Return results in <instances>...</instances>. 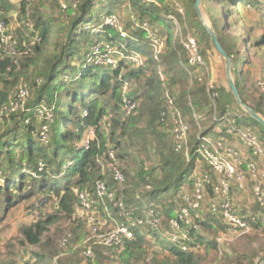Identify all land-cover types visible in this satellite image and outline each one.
<instances>
[{
  "label": "trees",
  "instance_id": "16d2710c",
  "mask_svg": "<svg viewBox=\"0 0 264 264\" xmlns=\"http://www.w3.org/2000/svg\"><path fill=\"white\" fill-rule=\"evenodd\" d=\"M36 1L39 2L32 8L31 5ZM211 1L221 4L228 2L238 9H257L261 13L264 7L261 0ZM190 2L186 13L189 23L193 25L192 21L197 19V14L193 8L195 0ZM247 4L252 6L251 9L246 8ZM124 5L130 6L132 15H136H133L135 21L131 19V15L124 23L125 26L122 25L126 31V37L122 38L117 30L104 24L99 18L114 13L119 19L116 11ZM59 6L65 18L45 13L43 0L31 3L22 1L18 5L0 0L4 21H7V15L11 11L17 10L15 12L20 15V19L25 17L31 24L28 47H21L16 55H22L21 68L29 71L32 66L29 72L32 76L35 74V77L30 79L32 85L37 86L34 99L16 112L7 129L0 132V196L5 208L15 204L18 197L41 195L44 200H49L54 196L57 200L55 214L59 212L70 218L75 211V201L77 202L78 188H75L92 180L97 161L103 158L112 168L110 183L114 185L113 190L116 197L121 199L124 210L135 219L150 216L160 221L157 227L146 224L133 228L130 239H125L119 246H113L123 248L122 261L129 262L132 257H140L147 246L146 235L149 233L169 252L172 258L170 264H197L196 251L203 247L217 246L216 240L209 238L208 230L206 234L202 233L205 228H211V220H217L220 228L227 233L219 215L212 214V219L204 220L193 213L192 222L181 231L191 238L189 248L185 251L163 236L170 231L169 221L176 216L182 205L181 193L191 192L195 177L205 170L197 148L200 137L210 134V130L199 128L202 123L198 117L207 114L212 116L213 128L218 123V116L231 110L227 102L223 101L217 115L213 116L211 103L205 94V76L201 82L197 81L195 76L199 71L187 63L182 44L171 33L172 26L186 23L183 20L186 13H178L171 0L168 1V6L160 1L158 4L146 5L142 0H71L66 3V8H62L60 4ZM222 15V9L209 7L207 16L210 26L222 49L231 59L234 82L241 100L264 118L263 102L250 104L243 97L241 82L245 79L237 70V65L244 63L239 49L240 42L245 40L226 30L227 23L223 24ZM143 21L148 22L151 36L140 27ZM196 22L210 42L202 23L199 20ZM152 23L159 28H154ZM162 31L164 39L159 35ZM97 41L124 44L128 50L137 51L144 57V65L132 68L122 60L116 67L109 68L87 62L89 48ZM159 45L161 47L157 52L154 46ZM15 59L16 56L0 51V71L15 72L19 65ZM159 74L165 77L163 81L159 79ZM131 80L136 82L137 87L134 90L130 88L127 94L137 103V108L124 117L120 108L122 87ZM23 81L28 84L27 80H21L19 84ZM179 81L183 82V87L180 86L174 94L171 87L179 85ZM259 81L263 80L258 78L256 84ZM166 88L172 92L174 104L184 118L189 117L194 126L191 138L189 133L187 156L176 152L173 144L168 141L167 134L158 130L159 126H169L160 118ZM158 89L161 90V101L156 92ZM42 101L50 108L51 117L38 118L33 113ZM6 102V92H0V104ZM237 115L238 123L248 125L252 122L264 133V127L256 120L247 114ZM105 121L109 129L104 127ZM187 122L191 132L190 120L187 119ZM42 134L45 141L42 140ZM151 142L155 143L157 161L155 165L147 167L145 160L149 159L148 146ZM109 150L113 151L114 160L108 157ZM142 152L145 153V159H139L136 155ZM38 162L44 164L41 170H37ZM120 163H124L125 167H121ZM114 168L124 176L121 183L113 179ZM206 196L212 197L210 187ZM177 199L180 202L176 206ZM256 205L259 204L256 202ZM237 207L243 214L255 216L247 217L250 230L260 218L264 219V206L259 205L258 210L254 207L250 213L242 211L243 208L238 205ZM55 214H48L28 225H22L19 233L24 238L23 242L38 244L47 226L56 218ZM164 220L168 229L162 228ZM96 246L108 249L99 244H91L92 254ZM41 258L43 257L40 256L39 260ZM259 261L264 263V253L245 254L236 258L234 264H259ZM35 263L38 264L36 261ZM0 264L8 263L0 261Z\"/></svg>",
  "mask_w": 264,
  "mask_h": 264
},
{
  "label": "rangeland",
  "instance_id": "374dc122",
  "mask_svg": "<svg viewBox=\"0 0 264 264\" xmlns=\"http://www.w3.org/2000/svg\"><path fill=\"white\" fill-rule=\"evenodd\" d=\"M61 1L65 4L68 3V1L71 2V0H43V11L57 18H65L59 6ZM158 1L168 6L169 0ZM175 1L182 6L185 13L191 5L190 0ZM38 2L36 1L33 3V5H31L32 8ZM261 2L264 3V0H261ZM209 7L216 8L217 10L222 9V17L224 18L223 24L227 23L226 30L231 35H238L241 39L245 40L240 42L241 47L239 49V53L241 55L240 57L242 60H244V63L237 65V70L242 73V77L245 79L244 82H241L243 97L250 104H255L258 101H262L264 106V94L260 92L261 90L257 88L256 84L258 78L264 81V14L257 9L245 10L244 7L238 9L237 7L231 6V4L228 2L221 4L217 1L200 0L198 4L200 16L208 25H210L207 16ZM15 11L17 10L11 11V13L7 15V21H5L6 30L4 31L3 36L7 37L4 38L6 41L9 37H13L16 40L19 48H21V42L27 41L28 39L29 30H27V28H25L22 24V22L25 20V17H21L20 19V15L18 16ZM132 11V8L127 5L121 6L117 9L116 12L119 15L120 23L122 25L125 26L124 23L130 19ZM133 15L136 14L133 13ZM183 18L186 23H179L176 26H172L171 33L175 40L179 41L180 44H182L188 34L194 36L197 39L203 56L210 62L212 66V80L216 84L219 93L217 100L218 108L224 101L227 102L228 107L232 112H235L236 114H245L237 105L233 95H230L231 92L225 74V60L223 56L219 54L213 47L211 41L209 42L208 39L203 35L202 29L196 22L197 20L200 21L198 14L197 19L195 18L193 21L191 20L193 25L189 23L187 13L183 16ZM152 26L157 29L159 28L153 23ZM159 35H162L161 38L164 39V31H162ZM8 47V44L4 43L1 46L0 51L5 52L6 55L16 56L15 60L19 62V65L17 66L15 72L12 73L8 71H0V92H6L8 101L16 92L19 82L21 80H27L28 84L31 85V94L26 102L27 104L31 99H34L36 95L37 86H33L31 83V79L35 77V74L32 76L29 72L32 70V66L29 68V71H27V69L21 68L20 61L23 60L21 58L22 55L17 56L16 54H9ZM230 71L234 80L235 77L232 69H230ZM158 77L162 81L165 78L162 74H159ZM182 83L183 82L179 81V85H173L171 87V90L174 94L177 92V89H179L180 86L183 87ZM135 87H137L136 82L131 80V82L127 83V93L129 92L130 88L134 90ZM156 92L159 94V101H161V90L158 89ZM4 105L0 104V108ZM38 108L39 107L36 109ZM15 114L16 112L10 113L8 111H4L3 114L0 112V132L7 129V126L11 122V117ZM196 115L198 116L199 114ZM211 117L212 116L208 114L206 116L201 115L198 117V120H200L202 123L199 125V128L208 129L210 130V133L214 135L215 132H213V129L215 126L211 128L213 125ZM185 118L186 120H190L191 138L192 133L194 132V126L192 125L191 119L189 117ZM248 125L254 129L255 133H257L260 138L264 139V133L254 123L251 122L248 123ZM104 127L109 129L107 122L104 124ZM158 130L167 134L168 141L172 144L170 126H159ZM154 145L155 143L151 142L148 146L149 159L145 160V165L147 167L155 165L157 161L156 154L154 152ZM136 155L139 159H145L143 158L145 156L144 152ZM108 164L109 162L106 159L99 158L92 180L75 188L76 190L78 188V191L85 192L89 198L92 197V210L95 209L98 213L96 216L102 220H105L106 217L101 210L102 206L100 203L94 202L95 198H93L94 195H92L94 191L93 183L97 177H101L108 183V185H111L109 182H111L112 168ZM201 164H203V168L206 171H209L203 162H201ZM120 165L121 167H125L124 163H120ZM212 179L215 182V177L213 175ZM115 187L117 186L115 185ZM111 189H113V187ZM15 195L17 194L15 193ZM249 197L251 198V203L248 205V207L251 206V209L256 207L258 210L259 205H256L252 189L249 192ZM208 198L209 197L207 196L204 198L201 211L199 213L200 217H202L204 220L212 219L213 216L208 212ZM16 201L17 202L12 206L5 208L2 197L0 196V261L2 262H6L8 264H24L27 261L33 263L36 261L38 264H170V261L172 260L169 252L163 249L158 243V240L153 239V237L147 232L146 240L148 243L144 248V252L141 253L140 257H132L129 262L122 261L123 258L121 257V253L123 248L115 247H112L111 249L109 247L108 249H103L101 247L97 248L96 246L94 249V254H92L91 257H87L84 254V249L85 247H88L86 239L90 233V225L86 220V212L78 205L76 201L75 211L70 218L65 217L59 212L58 214H55L57 209L55 203L57 200L54 196H51L49 200H44L41 195H33L26 198L18 197ZM179 202L180 201L177 199L175 202L176 206L179 204ZM48 214H55L56 218L51 224L47 226V229L42 234L39 243L30 244L23 242L24 238L20 235L19 228L22 225H28L36 221L39 217L44 218ZM211 221V228H203L204 230L202 233L204 235L206 234V230H208V233L210 234L209 238L216 240L217 246H211L207 248L203 247L196 251L195 253L198 260L197 264H234V260H236V258L242 257L245 254L264 253V219L260 218L252 230L242 235L226 233L220 228L217 220ZM110 223V221H107L106 225L108 226L103 224L104 226H102V230L109 228L111 226ZM162 228H166L165 220L163 222ZM40 256L43 257L41 258L42 260H39ZM258 263L264 264L263 261H259Z\"/></svg>",
  "mask_w": 264,
  "mask_h": 264
},
{
  "label": "built area",
  "instance_id": "2783aa9c",
  "mask_svg": "<svg viewBox=\"0 0 264 264\" xmlns=\"http://www.w3.org/2000/svg\"><path fill=\"white\" fill-rule=\"evenodd\" d=\"M8 1L13 5H18L22 1L31 3L34 0ZM171 2L178 13H184V9L179 3L175 0H171ZM142 3L146 5L158 4V0H142ZM60 5L62 8H66L64 2L61 1ZM251 7L250 4L246 5L247 9H251ZM262 13L264 14V7ZM131 19L135 21L133 15ZM99 20L117 30L122 38L126 37V31L116 14L102 15ZM22 24L27 30H31L29 21L24 20ZM140 27L147 32L148 36L152 35L148 22L143 21L140 23ZM5 30L6 24L0 11V48L4 43H7L9 54L14 55L21 48H19L13 37H9L7 41L4 39L7 38L3 36ZM21 47L27 49V41L21 42ZM160 47L161 45L154 46V49L158 52ZM182 47L186 53L187 63L199 71L195 76L197 81L201 82L205 76V91L213 109V116H216L219 93L216 84L212 80V66L203 56L194 36L188 34L182 42ZM122 60H125L132 68H140L145 62L144 57L139 52L128 50L124 44L104 41L93 43L87 55V62L109 68L116 67ZM257 86L264 92V81H259ZM30 89L26 82L20 83L12 98L0 108L1 114L4 111L14 113L23 109L31 94ZM163 98L164 109L160 112L161 121L167 122L170 126L174 150L187 156L189 150V124L180 109L174 104V98L169 89L164 90ZM38 107V109H35V115L38 118L51 117L50 108L43 101ZM120 108L124 117L132 114L137 108V103L128 97L127 83H124L122 87ZM237 117L238 115L232 111L222 113L218 116V123L213 129L215 134L210 133L200 137L197 153L201 157V162L207 166L209 171L204 170L197 174L191 192L181 193L182 205L177 210L176 216L169 221L170 231L164 234L168 242L178 245L183 251L189 248L191 238L186 232L181 231H183L184 226H188L192 222L193 213L199 216L209 187L212 190V197L208 199V212L219 215L227 233L242 235L249 232L250 224L247 217L248 215L254 216L243 214L244 212H241L233 202L232 195L235 190L244 192L247 190V184L251 183L255 201L260 206H264V139L260 138L251 126L238 123ZM231 139H234L241 147L246 149L249 155H246L241 148L234 145ZM42 140L45 141L44 134H42ZM107 154L110 159L114 160L112 150H109ZM43 167L44 164L38 162L37 170H41ZM210 173L215 175V182ZM113 179L121 183L124 176L118 169L114 168ZM93 186L94 202L100 203L106 219H100L96 216L97 211L92 210V197L89 198L83 191L77 192V203L86 212V220L90 225V233L86 239L88 247L84 251L85 256H92L91 244H99L105 247L119 246L125 239L132 237L133 228L146 224L153 227L160 225L159 219L155 217L132 218L124 210L121 199L116 197L115 191L109 187L105 180L96 179ZM254 217L251 218L254 219ZM107 221L111 222V226L102 230V226L106 225ZM24 264L35 263L27 261Z\"/></svg>",
  "mask_w": 264,
  "mask_h": 264
},
{
  "label": "water",
  "instance_id": "95a60500",
  "mask_svg": "<svg viewBox=\"0 0 264 264\" xmlns=\"http://www.w3.org/2000/svg\"><path fill=\"white\" fill-rule=\"evenodd\" d=\"M199 2H200V0H195V2L193 4V8H194L195 12L198 14L202 25L206 29V32L210 38V41H211L213 47L216 49V51L219 54H221L223 56V58L225 60V74H226V79H227V83H228L230 92L232 93V95H233L237 105L239 106V108H241L245 114H247L249 117L256 120L258 123H260L264 127V118L259 113H257L252 107H250L249 105H247L246 103H244L241 100L239 92L236 88L235 82L231 76V71H230L231 59L222 49V47L218 41L217 35H216L215 31L213 30V28L210 25H208L206 22H204V20L201 18L200 12L198 9Z\"/></svg>",
  "mask_w": 264,
  "mask_h": 264
},
{
  "label": "crops",
  "instance_id": "0c3cea01",
  "mask_svg": "<svg viewBox=\"0 0 264 264\" xmlns=\"http://www.w3.org/2000/svg\"><path fill=\"white\" fill-rule=\"evenodd\" d=\"M232 140V143L236 146H238L239 148L242 149V151L246 154V155H249V153L247 152L246 149H244L243 147H241V145H239L234 139H231ZM109 182V181H108ZM110 184V182H109ZM111 188L114 187V185H109ZM251 190V183H248V186H247V190L244 191V192H240V191H237L235 190L234 193H233V201L238 205L240 206L241 208H243L242 211H245V212H248L250 213V210H252L250 207H248V205L251 203V198L249 197V192Z\"/></svg>",
  "mask_w": 264,
  "mask_h": 264
}]
</instances>
